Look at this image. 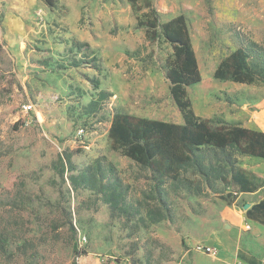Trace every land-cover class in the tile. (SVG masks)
<instances>
[{
    "label": "rangeland",
    "instance_id": "obj_1",
    "mask_svg": "<svg viewBox=\"0 0 264 264\" xmlns=\"http://www.w3.org/2000/svg\"><path fill=\"white\" fill-rule=\"evenodd\" d=\"M150 1L160 22L187 19L201 74L187 89L197 116L221 119L264 95L261 84L213 78L239 47L252 44V57L264 59V0ZM3 13L0 6V24ZM135 17L126 0H55L53 10L34 11L35 31L16 51L0 39V231L11 233L0 264H233L231 227L250 195L220 182L209 189L189 170L183 176L203 192L166 180L161 204L151 171L109 147L112 111L182 121L165 77L172 50L162 38L148 40ZM103 157V168L111 163L129 186L114 208L110 194L74 180ZM230 193L231 204L221 199Z\"/></svg>",
    "mask_w": 264,
    "mask_h": 264
},
{
    "label": "trees",
    "instance_id": "obj_2",
    "mask_svg": "<svg viewBox=\"0 0 264 264\" xmlns=\"http://www.w3.org/2000/svg\"><path fill=\"white\" fill-rule=\"evenodd\" d=\"M41 1L50 10L55 7V0ZM126 1L136 15L137 26L143 28L145 37L150 41L162 38L172 50L166 61L165 77L169 82L171 99L183 122L177 124L112 111L108 129L110 149L151 171L157 180L155 186L161 185L154 186V194L161 204L165 203L162 185L166 180L182 184L194 195L203 192L199 181H190L183 176L189 170L209 189L215 182H220L236 187L240 193L255 192L261 186V181L242 169L238 160L244 156L264 159V133L222 119L201 118L194 113L187 89L201 82V74L186 17L180 14L160 22L159 14L150 0ZM142 9L146 11L137 15ZM250 46L254 45L239 47L231 52L216 67L213 78L264 86V59H254ZM102 162H106L104 157L88 165L74 180L98 194H110V204L114 208L122 202L123 192L129 186L122 184L111 163H107L106 170ZM108 171L112 174L111 179L106 178ZM235 196L230 193L221 199L231 204ZM124 212L131 214L128 209H124ZM10 235L6 229L0 231V256L4 258L9 256L7 246ZM28 243L27 240L20 247H27Z\"/></svg>",
    "mask_w": 264,
    "mask_h": 264
},
{
    "label": "crops",
    "instance_id": "obj_3",
    "mask_svg": "<svg viewBox=\"0 0 264 264\" xmlns=\"http://www.w3.org/2000/svg\"><path fill=\"white\" fill-rule=\"evenodd\" d=\"M152 5L156 9L154 4ZM0 6L4 9L0 24V39L7 44L9 50L14 51L19 40L23 41L24 38L29 37L31 31H35L32 23L35 19L34 11L49 9L41 0H0ZM156 11L159 12L157 9ZM235 105L233 102L232 106ZM221 119L230 124L264 133V95L229 111ZM257 159L260 158L249 156L239 158V161H242L241 168L259 179L261 186L255 192L241 193L251 197L245 202L249 205L247 209L242 208L240 212H236L235 224L231 227L237 232L234 236L235 247L229 257V261L233 264H264V159L260 161ZM246 226H249L247 232L251 237L248 242H244L247 245L240 246L239 241Z\"/></svg>",
    "mask_w": 264,
    "mask_h": 264
},
{
    "label": "built area",
    "instance_id": "obj_4",
    "mask_svg": "<svg viewBox=\"0 0 264 264\" xmlns=\"http://www.w3.org/2000/svg\"><path fill=\"white\" fill-rule=\"evenodd\" d=\"M35 16L37 17V18H40L41 17V11H38V12H36V14H35ZM22 111L23 112H30V111H33L34 112V108H33V105L32 104H24V105H22ZM36 117H37V115H36ZM37 119H38V117H37ZM79 133L81 134V133H83V129H80L79 130ZM246 229H249V226H246L245 227ZM86 242V238L83 236V237H80L79 239H78V242H77V246L80 248L81 247V244L82 243H85ZM204 250H206V251H211V249H209V248H203ZM213 253L214 254H216L217 252H216V250L214 249L213 250Z\"/></svg>",
    "mask_w": 264,
    "mask_h": 264
},
{
    "label": "water",
    "instance_id": "obj_5",
    "mask_svg": "<svg viewBox=\"0 0 264 264\" xmlns=\"http://www.w3.org/2000/svg\"><path fill=\"white\" fill-rule=\"evenodd\" d=\"M247 206H249V205L245 204V205H243L242 208H243V209H247ZM225 229H229V225H226V226H225Z\"/></svg>",
    "mask_w": 264,
    "mask_h": 264
}]
</instances>
